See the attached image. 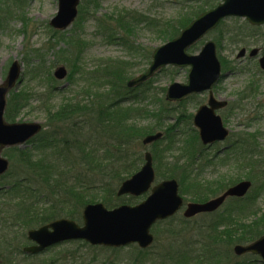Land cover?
Masks as SVG:
<instances>
[{
    "label": "rangeland",
    "instance_id": "rangeland-1",
    "mask_svg": "<svg viewBox=\"0 0 264 264\" xmlns=\"http://www.w3.org/2000/svg\"><path fill=\"white\" fill-rule=\"evenodd\" d=\"M93 2L94 0H81L75 20L65 28H55L51 25V20L58 14L59 0H0V85L7 79L14 61H18L21 65L20 82H17L6 94L5 113L8 101L15 93L27 92L25 98L41 96L40 100L35 98L28 102L26 100L27 104L20 108L16 122H38L42 125V129L37 134H48L54 138L48 143L49 145L41 147H36L30 139L22 145H16L17 148L28 149L33 162H38L39 158L44 157L46 153L42 150L46 146H51L46 152L53 151L59 154L63 145L66 147L68 129L73 122L77 123L75 127H84L85 136L90 137L89 134L92 133L94 137H98L89 110L77 111L74 117L69 119L54 118L52 122L47 118L48 113L44 105L55 111L63 105L77 103L83 105L86 100L96 103L98 91L107 93L111 89L108 84L109 79H96L94 74L97 68L113 66L123 71L133 69L130 79L145 72L152 59V51L174 39H165L166 36L164 37L159 30L168 23L175 26L184 15L195 18L197 15L195 16L194 12L214 8L220 0H96V8ZM141 15L150 23L141 21ZM208 40L217 43V55L223 68L224 75L213 87V92L215 97L229 102L227 107L219 110V114L224 125L230 130V136L224 141L211 145L201 142L193 116L201 105L207 104L209 92L206 91L193 94L182 101L166 100L170 103L166 107L172 110L164 113L161 123L152 115L144 119L137 118L141 124L154 125L156 132H163V136L149 145L143 144V138H136L132 142V147L144 158L145 151L149 150L153 153L154 149H166L170 144L168 151L165 152V162H172L174 158L181 157L182 161L179 165L186 162L187 153L194 156L190 177L186 174L188 179L186 178L183 185L188 191L182 194L185 204L195 201L191 197L194 186L207 188L208 194L210 190H217L215 194L210 193L208 198L210 199L221 194L228 187L247 180L245 176L250 173L252 186L248 193L243 197L226 199L214 214L201 213L187 218L185 227H181L183 225L181 217L184 218V209H182L176 218L167 219V222L157 223L152 227L154 241L147 249L139 248L137 244L120 248H101L77 240L46 249L40 254L39 262L137 264L134 258L138 257L139 264H161L166 260V255H174L177 248L185 246L190 248L194 245L193 242L199 238L198 232H204V227H199V224L213 221L217 223L215 227L218 230H224L228 221L235 220L236 223L240 220L242 214L238 210L245 208L249 197L255 199L259 210L257 217H262L264 214V69L259 60L264 57V25L251 24L242 17H228L191 45L188 52L198 54ZM242 48L247 49V53L244 57H238ZM252 49L258 50L257 56L249 55ZM60 67L66 68L67 75L58 80L54 74ZM188 72L189 66L168 65L162 68L151 79L149 84L151 90L146 94L148 99L150 100L153 94L156 95V92L161 93L163 88H165L163 92L165 97L166 89L170 84L187 81ZM136 89L138 86L127 85L118 92V95L122 93L127 95L126 98H122L123 106L140 105L141 98L137 99L134 96ZM153 107L155 112H158L157 102ZM171 126L174 127L168 131ZM172 142H175L176 147ZM7 149L8 146L2 149V155L9 160L10 165L8 173L0 175V203L4 204L10 196L11 185L8 183L13 177L27 176L28 182L26 184L24 182L23 186L28 188L26 189L28 191L23 192L21 204L25 202L24 206H29L31 212L38 215L45 210H52L50 206L53 199L55 202L58 200L57 206L64 212L70 210L69 203L63 202L65 195L56 187L57 185H54L55 189H50L47 184L40 183L30 173L28 167L21 165L17 154L11 162L4 153ZM68 154L71 161L73 159L75 161L70 171L82 179V181H76L75 178L69 180V184L75 182L79 184L77 188L74 186L71 188L85 197L94 198L96 202H104L103 200L110 198L113 200L114 196L108 194L106 186L96 183L100 168L94 162L95 156L90 163L83 160L80 152L76 153L73 149L68 151ZM101 154L103 149L100 151ZM54 157L58 158L56 155ZM187 161H190L189 158ZM108 162L106 161V164ZM42 163L45 166V162ZM143 163L144 161L139 165V169ZM105 171L108 173L106 181L116 184L117 178L110 175L109 170L105 169ZM159 180L161 179L157 178L155 183ZM120 184L117 185L116 191ZM179 184L181 188L180 181ZM43 189L46 192H39ZM148 194L149 192L140 196H118V200L113 201L112 205L120 204L122 201L123 204L135 205L146 199ZM82 210L83 208L76 215L78 218L76 220L79 222H82ZM244 214L245 216L241 218L244 222H249L256 216L251 213ZM225 218L227 222L224 224ZM172 225H179L182 228L181 234H174ZM23 229L28 230L24 227ZM205 233L207 234L206 231ZM249 243L227 244L222 239L218 246L222 252L226 251V262L223 264H264L257 254L234 253L235 244ZM168 264H175V260H169Z\"/></svg>",
    "mask_w": 264,
    "mask_h": 264
},
{
    "label": "trees",
    "instance_id": "trees-1",
    "mask_svg": "<svg viewBox=\"0 0 264 264\" xmlns=\"http://www.w3.org/2000/svg\"><path fill=\"white\" fill-rule=\"evenodd\" d=\"M93 3L96 8V0H94ZM82 9L83 8L81 7V10ZM199 13H201V11L194 12V15L196 16ZM186 16L187 15L180 17L175 26H171L170 23H168V25L166 24V26L159 30V32L161 31V34L164 37L166 36L165 39H172L178 36L181 32L180 30L186 27L194 18ZM140 20L150 23L143 15L140 16ZM82 43L83 42H81V44ZM149 57L150 56H148V58ZM126 70L123 71L122 69H118L113 66H102L95 70L94 75L96 79H109L108 84H110L111 88L107 93L98 91L96 94L98 104H96L97 102L92 103L89 100H86L83 105L80 103L73 105L68 104L66 106L63 105L58 107L55 111L44 105V108L48 113L47 118L52 120V122L54 118L69 119L73 118V115H75V112L77 111L80 112L82 110H89V113L92 115V120L95 124V131L98 137H94L92 133L89 134L90 137H88V135L85 136L83 134L84 127H75L74 125H77V123L75 124L73 122L68 129V137L65 140L67 143L66 147L63 145V149L59 151V154H55L56 152L53 151L46 152V150L51 147L46 146L42 150L46 153L44 157L42 156L39 158L40 160L38 162H33L30 159L32 155L28 149H21L13 146L5 150L4 153L9 157L11 162H13V159L17 154L21 165L28 167V169H30V173L33 174L40 183L47 184V186H50V189H55L57 187L59 190H62L65 195L63 196V202L69 203L68 206H70V210L68 209L64 212L58 208V200L55 202V199H53V203L50 206L52 210H45L40 212L38 215H36L37 213L31 212V208L29 206H24L25 202L21 204L23 192L25 191V193H27L28 191L26 190L28 188L23 186L28 182V178L27 176L19 178L14 176L13 180L8 183L11 185L10 196L4 204L0 203V264H53L54 262H39L40 254L30 255L23 252V246L28 243L26 231L23 227L26 229L37 227L63 216L78 219L76 215L79 214L80 210L86 204L96 202L94 198L85 197L71 188V186L77 188L79 184L76 182L75 184L68 183V181L73 178L77 179L76 181H82L79 175H73L72 171H70V168L75 164V161L74 159L71 161L69 155L70 153L68 154V151L73 149L76 153L80 152V157L90 163L95 156L94 162L96 166L100 168V173H98L99 176L97 178L98 181L96 183L101 184L103 187L106 186L108 194H112V196H114L113 200L112 198L103 200L104 203L109 207H115L124 202L122 201L120 204L112 205L113 201L116 199L118 200V196L115 195L116 187L125 178L136 172L139 169V165L144 161L141 154L133 150L132 142H134L136 138L142 139L147 134L156 132L154 125L146 123L141 124L137 118L140 117L141 119H144L152 115L156 116L159 123H161L164 118V113H169L172 110L166 107V105L170 103L166 101L163 95L165 88H163L161 93L156 92V95L153 94L150 96V100L148 99L146 94L151 90L149 85L151 81L141 85L135 90L134 96L137 99L141 98V100H139L140 105L131 106V104H129L127 106H123L121 102L122 98H126L127 95H123V93L122 95H118V92L127 86V81L131 78L130 73L133 72V69ZM22 92L23 91L15 93L8 101L5 116L10 122L16 121V117L21 111L20 108L26 106L30 99H41V96H34L33 98L30 96L25 98L27 96V92ZM156 102L159 106L158 112H155L156 110L153 107ZM52 113L54 114L51 115ZM168 115L169 114H167L166 117H168ZM173 127L174 126L169 127L168 131ZM52 140H54V138L48 134H38L36 137L32 138L30 142L34 143L36 147H41L49 145L48 143L52 142ZM172 143V145L176 147L175 142ZM167 146L169 147L171 145L169 144ZM86 147H89V149ZM168 147L166 149L162 148L153 150L154 166L157 178H178L181 183V193H187V188H183V185L186 178L188 179V176L190 177L189 173L192 171L190 168L194 165L195 161L194 156L187 153L186 155L188 157H186V162L181 163V165H179L182 161L181 157L174 158V161L172 162H165V152L168 151ZM102 149L103 154L100 155V151ZM54 155L58 158L54 157ZM188 158L190 161H187ZM246 159L247 158H245V160ZM106 161L109 162L106 164ZM42 162H45V166ZM105 169L109 170L110 175L112 174L117 178L116 184H112L111 182L108 183V181H106L105 178L108 173H106ZM245 177L252 179V175L250 173ZM54 185L57 186L55 187ZM192 189L193 191L191 197L195 201L208 200L210 195L215 194V191H217L210 190L211 194H208L207 188L200 185L194 186ZM39 192H46V190H39ZM236 208L240 209L238 206H236ZM238 211H240L239 213H241L242 216H245L244 213L256 215L255 219H251L249 222H244L242 221L243 219H241V216L240 220H237L235 223V220L227 222V218H225L224 224L226 222L227 223L224 230H218L215 227V224L217 223L212 220V222H208L206 224L201 223L198 226L204 227V232H198L199 238H196L193 242L194 245L190 248L189 246L177 248L174 251V255H166V260H164L161 264H168L169 260L173 261V259L175 260V264H191L194 262L197 264H223L226 262V251L222 252L218 246L222 239L227 244L249 243L264 233V214H262V217H257L259 210L256 207L254 198L249 197L245 208ZM176 217L177 215L169 218L168 220H172ZM181 219L183 221V225L181 227H185L188 220L183 217H181ZM168 220L160 221L158 223L167 222ZM181 227L179 225H172V232L174 234H181ZM171 256L172 258H170ZM134 259L136 260V263L139 264V258L135 257Z\"/></svg>",
    "mask_w": 264,
    "mask_h": 264
},
{
    "label": "water",
    "instance_id": "water-1",
    "mask_svg": "<svg viewBox=\"0 0 264 264\" xmlns=\"http://www.w3.org/2000/svg\"><path fill=\"white\" fill-rule=\"evenodd\" d=\"M79 3L80 0H59V11L51 20V25L55 28L69 26L77 17ZM229 16L245 17L252 24H264V0H220L216 7L197 16L179 36L156 48L147 70L128 82L129 86L140 85L168 64L190 66L187 81L170 84L166 99L179 101L193 93L209 91L208 103L201 105L194 116V125L198 128L200 139L204 144L224 140L229 135V129L218 114V110L226 107L228 101L216 98L212 90L222 75L216 43L212 40L207 41L198 54L189 53L188 49L215 28L222 19ZM245 51L242 49L238 56H243ZM257 53L258 50L254 49L251 55ZM260 63L264 68V57ZM66 75L67 71L64 67L55 71L58 79H63ZM20 77L21 65L18 61H14L7 79L0 85V175L9 168V160L2 155V149L6 146L23 144L42 129V125L38 122H8L5 119L6 94L17 82H20ZM162 135V132L149 134L143 139V143L150 144ZM155 179L153 156L150 151H146L145 163L137 172L125 179L117 191L119 196L125 194L140 196L151 188V193L146 199L135 205L122 204L113 209L107 208L102 202L87 204L83 209L82 224L63 217L28 230V238L34 244L25 246L24 251L39 253L68 240H85L92 245L110 247L137 243L140 247L147 248L154 241L151 227L158 220L174 216L184 205L177 179H164L154 184ZM251 186L250 180H242L205 202H188L183 214L190 218L199 213L213 212L228 197L246 195ZM234 252L237 255L248 252L258 254L264 261V234L252 243L235 245Z\"/></svg>",
    "mask_w": 264,
    "mask_h": 264
}]
</instances>
